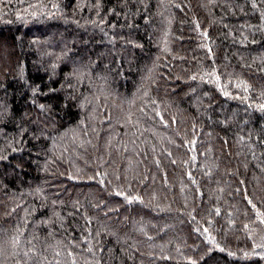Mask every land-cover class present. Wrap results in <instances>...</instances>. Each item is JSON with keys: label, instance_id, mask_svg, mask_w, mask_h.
Returning a JSON list of instances; mask_svg holds the SVG:
<instances>
[{"label": "trees", "instance_id": "trees-1", "mask_svg": "<svg viewBox=\"0 0 264 264\" xmlns=\"http://www.w3.org/2000/svg\"><path fill=\"white\" fill-rule=\"evenodd\" d=\"M261 105L264 0H0V264H264Z\"/></svg>", "mask_w": 264, "mask_h": 264}, {"label": "snow or ice", "instance_id": "snow-or-ice-1", "mask_svg": "<svg viewBox=\"0 0 264 264\" xmlns=\"http://www.w3.org/2000/svg\"><path fill=\"white\" fill-rule=\"evenodd\" d=\"M43 107V106H42ZM261 108H264V105H261L260 106ZM249 203H251V201H249ZM253 207H255V205H253Z\"/></svg>", "mask_w": 264, "mask_h": 264}]
</instances>
